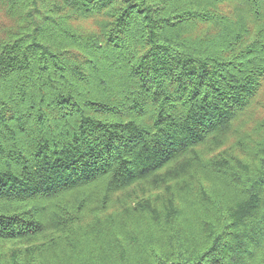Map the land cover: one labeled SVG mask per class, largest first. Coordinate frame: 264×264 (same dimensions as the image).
<instances>
[{"label":"trees","instance_id":"trees-1","mask_svg":"<svg viewBox=\"0 0 264 264\" xmlns=\"http://www.w3.org/2000/svg\"><path fill=\"white\" fill-rule=\"evenodd\" d=\"M1 12L0 264H264V0Z\"/></svg>","mask_w":264,"mask_h":264},{"label":"rangeland","instance_id":"rangeland-1","mask_svg":"<svg viewBox=\"0 0 264 264\" xmlns=\"http://www.w3.org/2000/svg\"><path fill=\"white\" fill-rule=\"evenodd\" d=\"M5 23V24H4ZM7 24V18L4 16V14L1 12L0 13V25L3 26V25H6ZM263 99L264 101V98L261 97V100ZM262 112V109L260 110ZM264 114V113H263Z\"/></svg>","mask_w":264,"mask_h":264}]
</instances>
